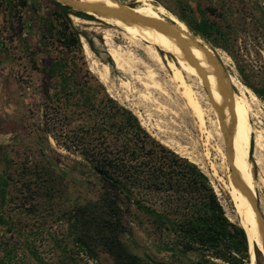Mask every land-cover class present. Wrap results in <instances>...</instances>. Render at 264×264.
I'll return each mask as SVG.
<instances>
[{
    "label": "rangeland",
    "instance_id": "1",
    "mask_svg": "<svg viewBox=\"0 0 264 264\" xmlns=\"http://www.w3.org/2000/svg\"><path fill=\"white\" fill-rule=\"evenodd\" d=\"M119 1L135 8L141 5L136 0ZM148 2L165 8L177 19L176 14H181L191 22L207 19L214 25L210 38L218 42L217 46L191 30L221 58H228L223 63L230 78L257 96L256 102L250 92L244 93L253 103L254 132L261 131L264 136V99L257 93L264 91V0ZM72 6L56 0H0V39L6 46L0 52V170L6 169L12 177L8 211L21 233L16 263L116 264L105 250L104 234L96 229V219L107 217L114 223L121 222L116 235L145 264H229L221 260L207 262L200 253L179 256L175 248L167 246L165 232L154 218L123 196L119 199V215H106L113 198L102 189L90 165L81 155L58 147L51 135L41 132L45 118L39 106L43 99L35 87L53 86L33 68L50 63L42 45L45 20L56 11H66L81 41L85 39L89 45V54L83 49L89 69L111 97L133 112L153 140L195 164L210 180L227 217L239 223L228 187V150L218 141L206 145L169 69L147 57L143 46L124 39L120 30ZM210 9L215 10V15L209 13ZM114 49L123 58V64L126 62L123 70L117 68L109 54ZM104 65H108V70ZM150 70L156 74L160 91L151 87ZM143 79L150 84L149 88ZM261 155L264 159V152ZM251 164L257 205L264 218V162L257 164L251 157ZM81 239L91 253L82 249ZM249 246L250 264H264V254L255 244Z\"/></svg>",
    "mask_w": 264,
    "mask_h": 264
},
{
    "label": "trees",
    "instance_id": "2",
    "mask_svg": "<svg viewBox=\"0 0 264 264\" xmlns=\"http://www.w3.org/2000/svg\"><path fill=\"white\" fill-rule=\"evenodd\" d=\"M208 11L215 15V10ZM176 16L202 39L218 45L210 38L214 25L209 20L191 22L181 14ZM44 27L42 45L50 63L36 64L33 69L53 87H35L43 99L39 106L45 118L41 132L90 165L102 189L113 198L105 214L119 215L123 196L154 218L165 232L167 246L175 248L179 256L200 253L210 263L250 264L247 233L240 222L227 217L208 177L195 164L153 140L133 112L111 97L89 69L80 34L68 12H54ZM5 50L0 39V52ZM257 93L264 99V91ZM11 182L9 171L0 170V264H19L21 233L8 211ZM96 221V229L104 234L105 250L116 264H145L116 235L120 221L114 223L107 217ZM80 245L91 251L83 239Z\"/></svg>",
    "mask_w": 264,
    "mask_h": 264
},
{
    "label": "bare ground",
    "instance_id": "3",
    "mask_svg": "<svg viewBox=\"0 0 264 264\" xmlns=\"http://www.w3.org/2000/svg\"><path fill=\"white\" fill-rule=\"evenodd\" d=\"M56 1L71 3L76 10L120 30L124 39L143 46L147 57L160 67L165 65L169 69L171 80L181 91V97L196 119L206 145L218 141L226 146L230 170L228 187L240 225L245 229L250 245L255 244L264 254V218L257 205L258 195L254 188L251 164V157L256 159L257 164L264 162L261 155L264 152V136L261 131L254 132L253 103L247 100L244 93L250 92L253 100L257 96L238 80L230 78L223 63V60L227 62L229 59L221 58L214 48L203 43L184 22L169 14L165 8L153 6L148 0H136L141 4L139 8L125 5L119 0ZM83 40V49L87 54L89 45ZM109 54L117 68L123 70L126 62L123 64L119 52L114 49ZM135 62L138 61L135 59ZM104 66L108 70V65ZM124 72L131 73L128 70ZM148 77L153 84L151 87L160 91L161 86L153 70L148 71ZM145 87L149 88L150 84L146 82ZM212 114L214 117L210 118ZM216 149L221 152L220 147ZM252 150L257 155H253Z\"/></svg>",
    "mask_w": 264,
    "mask_h": 264
}]
</instances>
